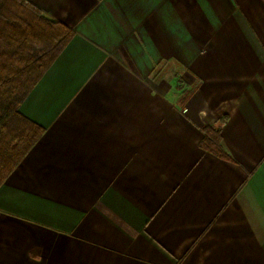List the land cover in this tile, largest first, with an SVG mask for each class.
Instances as JSON below:
<instances>
[{
    "label": "crops",
    "instance_id": "1",
    "mask_svg": "<svg viewBox=\"0 0 264 264\" xmlns=\"http://www.w3.org/2000/svg\"><path fill=\"white\" fill-rule=\"evenodd\" d=\"M25 1L71 36L20 108L0 264H264V0Z\"/></svg>",
    "mask_w": 264,
    "mask_h": 264
},
{
    "label": "trees",
    "instance_id": "2",
    "mask_svg": "<svg viewBox=\"0 0 264 264\" xmlns=\"http://www.w3.org/2000/svg\"><path fill=\"white\" fill-rule=\"evenodd\" d=\"M70 36L27 1L0 0V186L44 134L20 108ZM220 132L206 129L202 148L222 158Z\"/></svg>",
    "mask_w": 264,
    "mask_h": 264
}]
</instances>
